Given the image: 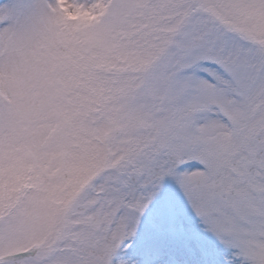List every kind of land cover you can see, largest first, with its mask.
I'll return each instance as SVG.
<instances>
[{
  "label": "snow or ice",
  "instance_id": "snow-or-ice-1",
  "mask_svg": "<svg viewBox=\"0 0 264 264\" xmlns=\"http://www.w3.org/2000/svg\"><path fill=\"white\" fill-rule=\"evenodd\" d=\"M0 264H264V0H0Z\"/></svg>",
  "mask_w": 264,
  "mask_h": 264
}]
</instances>
